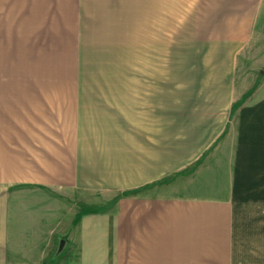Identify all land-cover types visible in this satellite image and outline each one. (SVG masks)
Returning a JSON list of instances; mask_svg holds the SVG:
<instances>
[{"label": "crops", "instance_id": "1", "mask_svg": "<svg viewBox=\"0 0 264 264\" xmlns=\"http://www.w3.org/2000/svg\"><path fill=\"white\" fill-rule=\"evenodd\" d=\"M0 10L24 26L20 42L67 52L77 74L0 82V264H46L63 238L91 250L86 208L129 189L148 213L162 207L165 264H264L260 231L246 225L264 219V0H0ZM174 50L190 59L181 81ZM115 58L131 59L136 79L93 80ZM136 224L143 243L157 239V226Z\"/></svg>", "mask_w": 264, "mask_h": 264}, {"label": "rangeland", "instance_id": "2", "mask_svg": "<svg viewBox=\"0 0 264 264\" xmlns=\"http://www.w3.org/2000/svg\"><path fill=\"white\" fill-rule=\"evenodd\" d=\"M3 15L0 10V82L32 81L47 82L52 85L62 82L72 83L76 80L77 74L73 70L72 58L69 59L63 56L67 52L56 51L52 45L44 46V44H39L38 46H29L26 41L20 42L21 38L27 37L26 34L21 33L23 30L20 31L24 26H17L16 30H12L13 27L5 25L8 20L4 19ZM5 28L8 30L6 36H4ZM175 36L178 37L176 33H174ZM4 37L6 38V43L4 42ZM14 38L15 40L13 41ZM175 44L180 45L177 41L174 42ZM115 59V64L108 66L106 69H98L97 73L94 72L93 80L132 81L136 79L133 72V69L136 68L131 59ZM168 59L173 69V80H183V75H185L184 72L186 71L184 66L189 63L190 59L180 56V51L178 50H174L173 57ZM157 60L161 61L160 58ZM162 61L165 64V61ZM154 63L155 61L151 66L154 67ZM141 65H144V63L142 62ZM146 65L147 69H149L148 61ZM137 68L139 69V59H137ZM152 79L154 80L153 77ZM137 80H149V73L146 74V77L143 75L137 77ZM62 93L63 91L60 93V99L62 98L63 100ZM165 183L164 178L157 182V197L162 196L160 192L164 189ZM153 188L151 187L150 189ZM142 189H148V187ZM133 193L134 190L129 189L119 196L101 194L96 195L97 197L94 196L91 206L89 204V207L86 208L87 213H93L92 249H84V244L79 249L74 244L75 240L63 238L62 247L51 258L54 260H46V264H59V262H62V264H73L71 259L76 261V263L80 259L82 264H165V260L159 258V254L163 250L157 249L163 241V233L161 231H163L164 227L158 228L164 225V218L159 217V211L162 207L157 206L158 203L155 206L152 203H148L152 205L151 211L148 213V209L143 210L142 201L134 200ZM141 219L144 225L157 226L158 229H156L154 234L157 239L151 242L146 241L147 243L139 240L142 234H139L140 225L136 224V222ZM246 225L254 230H259L260 233L253 234V236H257L264 241V219L246 222ZM241 228L244 229V227ZM158 240L159 242H156ZM140 246L145 248L140 249ZM88 247L89 245L87 244ZM174 261L175 259L169 260V263L175 264ZM176 262L178 261L176 260ZM76 263L74 262V264Z\"/></svg>", "mask_w": 264, "mask_h": 264}]
</instances>
